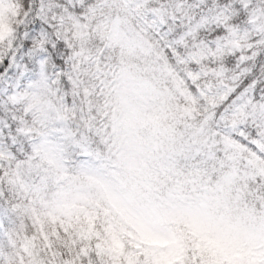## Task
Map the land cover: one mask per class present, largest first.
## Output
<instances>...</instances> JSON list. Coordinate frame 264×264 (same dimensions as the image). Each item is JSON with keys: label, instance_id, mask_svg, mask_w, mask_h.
Returning <instances> with one entry per match:
<instances>
[{"label": "snow or ice", "instance_id": "obj_1", "mask_svg": "<svg viewBox=\"0 0 264 264\" xmlns=\"http://www.w3.org/2000/svg\"><path fill=\"white\" fill-rule=\"evenodd\" d=\"M0 264H264V0H0Z\"/></svg>", "mask_w": 264, "mask_h": 264}]
</instances>
